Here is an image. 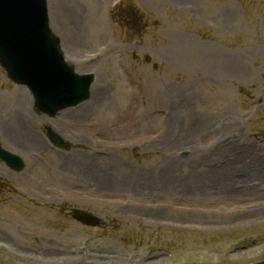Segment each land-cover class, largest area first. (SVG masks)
I'll return each instance as SVG.
<instances>
[{
    "label": "rangeland",
    "instance_id": "rangeland-1",
    "mask_svg": "<svg viewBox=\"0 0 264 264\" xmlns=\"http://www.w3.org/2000/svg\"><path fill=\"white\" fill-rule=\"evenodd\" d=\"M48 7L66 61L95 81L48 118L0 67V144L25 163H0V264H264V0ZM201 166L216 174H191ZM220 170L228 197L209 192ZM181 199L202 209L179 211Z\"/></svg>",
    "mask_w": 264,
    "mask_h": 264
},
{
    "label": "water",
    "instance_id": "water-1",
    "mask_svg": "<svg viewBox=\"0 0 264 264\" xmlns=\"http://www.w3.org/2000/svg\"><path fill=\"white\" fill-rule=\"evenodd\" d=\"M0 65L8 77L32 93L38 112L53 117L58 111L88 98L91 75L78 76L59 51V40L48 26L46 0H0ZM58 146L62 141L48 129ZM0 160L16 171L22 161L0 147ZM73 218L96 226L98 219L81 211Z\"/></svg>",
    "mask_w": 264,
    "mask_h": 264
},
{
    "label": "bare ground",
    "instance_id": "bare-ground-1",
    "mask_svg": "<svg viewBox=\"0 0 264 264\" xmlns=\"http://www.w3.org/2000/svg\"><path fill=\"white\" fill-rule=\"evenodd\" d=\"M64 4H67V3H69V1H62ZM57 15H58V12H57ZM98 16H100V15H98ZM58 18H57V24L60 26V29H57L56 27H55V25H51V29H52V32H53V34H55L56 36H58V37H61V30H62V28H64L63 27V25L61 24V23H59L58 22ZM99 96H100V94H98L97 92H95V94H94V97H93V99H92V101H91V104L93 105V103L94 102H96V101H98V98H99ZM91 105V106H92ZM87 106V105H86ZM181 127V125L178 123V125H177V128H176V130L178 129V128H180ZM19 130H23V129H19ZM16 131V130H15ZM24 131V130H23ZM11 139V138H10ZM178 141V139L176 138V142ZM27 142V141H26ZM175 152H177L178 151V149L177 148H175V150H174ZM219 161V160H218ZM65 163H64V165L61 167V169L60 170H69L70 172V174L71 173H73L74 172V167H75V170H77V165L75 164V163H73V164H70V163H68V162H70V161H68V162H66V161H64ZM209 165V164H208ZM74 166V167H73ZM73 167V168H72ZM217 167H220V166H217ZM97 172L100 174V170L98 169L97 170ZM221 172H223L222 170H220V173ZM198 173H207V175H208V177H211L212 175H210V174H216L215 172H212L211 170H204L203 169V166H201V170L199 171V170H193V171H191V174L192 175H197ZM83 177H85L84 176V174H83ZM108 178V177H107ZM231 180V178H229V176L228 175H225V174H222L221 173V177H220V180H219V183L217 184V188H218V190H212V191H209L210 193H211V195L212 196H214V195H218V194H220V195H226V197H228V196H230L232 193H233V190L231 189L230 191H227V189H225V187H226V185H228L229 184V181ZM198 181L201 183V181L202 180H200V178L198 179ZM114 185V183H109V187L110 186H113ZM114 187V186H113ZM126 189H127V191H129L128 190V187H126ZM125 189V190H126ZM133 191H135V192H138V190L135 188V189H133ZM199 194H202V192L201 191H199Z\"/></svg>",
    "mask_w": 264,
    "mask_h": 264
}]
</instances>
